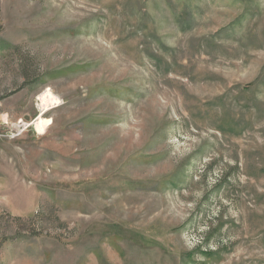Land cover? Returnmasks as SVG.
I'll return each instance as SVG.
<instances>
[{
    "label": "rangeland",
    "instance_id": "1",
    "mask_svg": "<svg viewBox=\"0 0 264 264\" xmlns=\"http://www.w3.org/2000/svg\"><path fill=\"white\" fill-rule=\"evenodd\" d=\"M0 264H264V0H0Z\"/></svg>",
    "mask_w": 264,
    "mask_h": 264
},
{
    "label": "bare ground",
    "instance_id": "2",
    "mask_svg": "<svg viewBox=\"0 0 264 264\" xmlns=\"http://www.w3.org/2000/svg\"><path fill=\"white\" fill-rule=\"evenodd\" d=\"M39 100L42 104L43 109L46 108L49 104H53L56 101V99L52 96V94H49L47 92L42 94L39 97ZM44 115H45V110H43L39 114L38 119L35 122V128H36L37 132H39V133H43L46 126H48V124H49L48 119H44Z\"/></svg>",
    "mask_w": 264,
    "mask_h": 264
}]
</instances>
